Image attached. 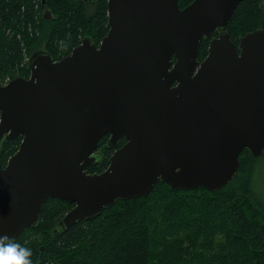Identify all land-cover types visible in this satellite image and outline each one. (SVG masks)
<instances>
[{
	"label": "water",
	"instance_id": "95a60500",
	"mask_svg": "<svg viewBox=\"0 0 264 264\" xmlns=\"http://www.w3.org/2000/svg\"><path fill=\"white\" fill-rule=\"evenodd\" d=\"M240 1L180 9L177 0H107L98 45L84 38L58 60L33 52L28 78L0 86V142L21 137L0 169V234L33 227L46 199L72 204L59 222L65 229L157 182L220 190L244 149L261 157L264 32L231 41L226 27ZM105 135L111 147L125 143L105 171L89 174Z\"/></svg>",
	"mask_w": 264,
	"mask_h": 264
},
{
	"label": "trees",
	"instance_id": "16d2710c",
	"mask_svg": "<svg viewBox=\"0 0 264 264\" xmlns=\"http://www.w3.org/2000/svg\"><path fill=\"white\" fill-rule=\"evenodd\" d=\"M192 1L177 0L180 9ZM106 4L0 0V86L18 76L28 78L27 58L35 51L58 60L84 38L98 45L108 32ZM256 29L264 32V0H241L226 33L238 46L240 37ZM208 43L199 44V62ZM108 139L99 140L89 174L105 171L109 157L125 143L122 138L111 147ZM20 142L21 137L0 142V169ZM252 157L247 149L240 153L238 172L220 190H173L157 182L146 196L118 199L98 217L65 229L59 222L72 204L46 199L36 224L14 239L31 249L32 264H264V203L255 197L250 176L251 162L260 157ZM190 231L197 236L219 231L223 241L215 253H197Z\"/></svg>",
	"mask_w": 264,
	"mask_h": 264
},
{
	"label": "rangeland",
	"instance_id": "374dc122",
	"mask_svg": "<svg viewBox=\"0 0 264 264\" xmlns=\"http://www.w3.org/2000/svg\"><path fill=\"white\" fill-rule=\"evenodd\" d=\"M252 158L254 159V157ZM251 163H253L251 166L252 168L250 169L251 188L255 197H257V199L263 204L264 203V160L263 158L260 157L258 160L254 162L252 161ZM189 236L192 239H197L199 246L196 248V252L203 253L204 255L208 253L217 252L219 244L222 243L223 241V234H220L219 231H214L212 233L204 232L201 233L200 236H197L195 232L190 231ZM190 246L191 244L188 245V247ZM196 252L194 255H198Z\"/></svg>",
	"mask_w": 264,
	"mask_h": 264
},
{
	"label": "clouds",
	"instance_id": "9594fccd",
	"mask_svg": "<svg viewBox=\"0 0 264 264\" xmlns=\"http://www.w3.org/2000/svg\"><path fill=\"white\" fill-rule=\"evenodd\" d=\"M31 249L0 234V264H32Z\"/></svg>",
	"mask_w": 264,
	"mask_h": 264
}]
</instances>
